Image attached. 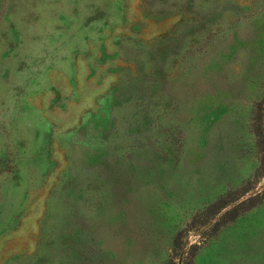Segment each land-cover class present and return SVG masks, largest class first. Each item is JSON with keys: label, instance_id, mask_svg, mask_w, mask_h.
<instances>
[{"label": "rangeland", "instance_id": "1", "mask_svg": "<svg viewBox=\"0 0 264 264\" xmlns=\"http://www.w3.org/2000/svg\"><path fill=\"white\" fill-rule=\"evenodd\" d=\"M262 126L264 0H0V264H264Z\"/></svg>", "mask_w": 264, "mask_h": 264}, {"label": "trees", "instance_id": "2", "mask_svg": "<svg viewBox=\"0 0 264 264\" xmlns=\"http://www.w3.org/2000/svg\"><path fill=\"white\" fill-rule=\"evenodd\" d=\"M257 140L259 146L264 148V132H263V126L261 127L260 131H257L256 133ZM262 164V163H261ZM263 168H264V161H263ZM259 167L255 174L253 175V180L249 179L243 183V185L235 190L233 193H229L226 195H223L222 197L218 198L215 202H213L211 205H209L203 212V216L206 217L207 221V230L209 232L215 233L216 230L219 228L221 224H225L229 221H227L229 218L230 220H233L238 214H233L234 211L240 207H242L248 200L252 199V196L249 198H246V192L247 190H251V187L253 184H257L264 178V170H262ZM264 187V186H263ZM238 194V199H234V201H226L228 197L231 195ZM254 195H258V192H255ZM255 197V196H254ZM231 216V217H230ZM181 235L182 232L178 233L176 238L174 239V246L173 249L176 251V249L179 251V255L177 253L171 255L166 264H184V259L186 258L182 255L184 253H188L185 249V247L180 246L181 241ZM196 245H192L190 249H195ZM188 264V263H186Z\"/></svg>", "mask_w": 264, "mask_h": 264}]
</instances>
